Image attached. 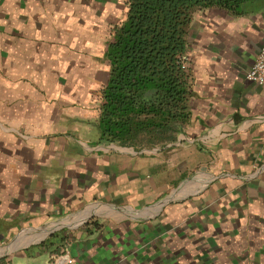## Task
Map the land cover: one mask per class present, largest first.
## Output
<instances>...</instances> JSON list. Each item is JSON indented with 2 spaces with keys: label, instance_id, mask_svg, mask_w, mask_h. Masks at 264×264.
<instances>
[{
  "label": "crops",
  "instance_id": "obj_1",
  "mask_svg": "<svg viewBox=\"0 0 264 264\" xmlns=\"http://www.w3.org/2000/svg\"><path fill=\"white\" fill-rule=\"evenodd\" d=\"M128 0H0V264H264V0L194 16L191 116L156 146L101 138Z\"/></svg>",
  "mask_w": 264,
  "mask_h": 264
},
{
  "label": "trees",
  "instance_id": "obj_2",
  "mask_svg": "<svg viewBox=\"0 0 264 264\" xmlns=\"http://www.w3.org/2000/svg\"><path fill=\"white\" fill-rule=\"evenodd\" d=\"M243 0H128L126 18L113 31L102 89L101 138L121 145L156 146L176 140L189 122L194 76L186 53L196 13L236 10Z\"/></svg>",
  "mask_w": 264,
  "mask_h": 264
},
{
  "label": "built area",
  "instance_id": "obj_3",
  "mask_svg": "<svg viewBox=\"0 0 264 264\" xmlns=\"http://www.w3.org/2000/svg\"><path fill=\"white\" fill-rule=\"evenodd\" d=\"M247 76L256 83L264 84V44L257 59L249 69ZM57 264H73L72 257L68 252H63L58 255Z\"/></svg>",
  "mask_w": 264,
  "mask_h": 264
}]
</instances>
